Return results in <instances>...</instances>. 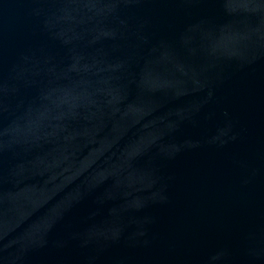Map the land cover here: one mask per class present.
<instances>
[{
    "label": "water",
    "instance_id": "1",
    "mask_svg": "<svg viewBox=\"0 0 264 264\" xmlns=\"http://www.w3.org/2000/svg\"><path fill=\"white\" fill-rule=\"evenodd\" d=\"M0 264H264V0H0Z\"/></svg>",
    "mask_w": 264,
    "mask_h": 264
}]
</instances>
